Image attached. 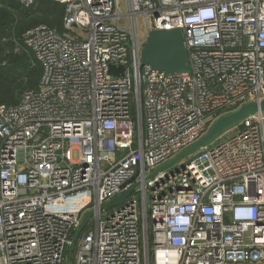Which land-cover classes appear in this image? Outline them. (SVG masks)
<instances>
[{"label": "built area", "instance_id": "built-area-1", "mask_svg": "<svg viewBox=\"0 0 264 264\" xmlns=\"http://www.w3.org/2000/svg\"><path fill=\"white\" fill-rule=\"evenodd\" d=\"M52 1L63 30L23 36L39 87L0 105V264H264V112L168 164L264 100V0ZM174 28L190 72L144 65Z\"/></svg>", "mask_w": 264, "mask_h": 264}, {"label": "trees", "instance_id": "trees-1", "mask_svg": "<svg viewBox=\"0 0 264 264\" xmlns=\"http://www.w3.org/2000/svg\"><path fill=\"white\" fill-rule=\"evenodd\" d=\"M64 15L65 7L52 0H35L29 7L0 0V105H17L24 92L39 87L43 69L24 33L41 24L62 31Z\"/></svg>", "mask_w": 264, "mask_h": 264}, {"label": "water", "instance_id": "water-1", "mask_svg": "<svg viewBox=\"0 0 264 264\" xmlns=\"http://www.w3.org/2000/svg\"><path fill=\"white\" fill-rule=\"evenodd\" d=\"M142 63L144 65H150L154 70L163 71L166 74L190 72V60L188 50L184 43L182 30L174 28L170 30L154 29L150 31L149 37L142 50ZM120 69H122V67H120ZM110 70L112 72V70H114V66H111ZM256 112H264V100L261 102L253 101L245 103L238 109L221 115L213 122L210 129L202 139L185 149L168 164L175 162L185 155L195 152L201 147L209 144L223 132L238 125L245 118ZM161 169L162 168H159L154 171L149 178ZM133 189L134 188H130L111 199L109 202L105 203L102 208L105 209L122 203ZM91 215L92 212L85 214L74 237L73 243L70 246L71 254L73 252L76 239L84 229Z\"/></svg>", "mask_w": 264, "mask_h": 264}, {"label": "rangeland", "instance_id": "rangeland-1", "mask_svg": "<svg viewBox=\"0 0 264 264\" xmlns=\"http://www.w3.org/2000/svg\"><path fill=\"white\" fill-rule=\"evenodd\" d=\"M122 8H123V10H125V6H123ZM17 49H18V48H17ZM74 157H75V158L77 157V153H76V152H74Z\"/></svg>", "mask_w": 264, "mask_h": 264}]
</instances>
